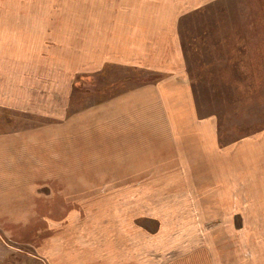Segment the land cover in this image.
<instances>
[{"label":"crops","instance_id":"crops-1","mask_svg":"<svg viewBox=\"0 0 264 264\" xmlns=\"http://www.w3.org/2000/svg\"><path fill=\"white\" fill-rule=\"evenodd\" d=\"M57 15L0 51V108L34 121L0 131L2 217L78 220L32 222L46 264H147L132 219L264 211V128L222 141L192 78L264 75V0H85L78 24ZM108 68L143 74L88 102Z\"/></svg>","mask_w":264,"mask_h":264},{"label":"rangeland","instance_id":"rangeland-1","mask_svg":"<svg viewBox=\"0 0 264 264\" xmlns=\"http://www.w3.org/2000/svg\"><path fill=\"white\" fill-rule=\"evenodd\" d=\"M78 6L84 8L85 0H0V51L4 50V42L8 46L12 38L13 41H18L20 35H23L27 40V33H30L31 28L39 31L42 29V19L48 21L58 17V13L66 14L69 24L70 19L76 20L78 24ZM62 7L65 11L61 10ZM31 24L34 26H30ZM69 46L68 42V49ZM214 61L205 60L207 63ZM261 61L264 62L256 60L259 63ZM142 74L108 68L83 88L87 90L94 87L92 89L99 92L97 96H90L87 101L100 99L124 88L126 84H120L124 77H141ZM194 77L206 82L205 85L197 86L198 88L207 86L206 84H210L212 88L202 91L196 87V94L203 99L205 109L218 115L222 141L264 128V75L243 73L239 76H224L208 73L193 75L192 78ZM68 103L72 108L78 107V89H73ZM10 120L15 122L11 123ZM33 122L27 116H19L0 108V131L3 128L26 127ZM243 214L246 217L242 219H196L192 222L184 219L180 220L181 224L176 229L164 226L161 228L158 220L132 219L131 222L135 221V224L146 227L147 264H264V211ZM3 215L0 212V264H46L33 248L39 245V239L28 238L32 222H39L42 226L46 222L52 226H78V220L33 221L26 218H4ZM63 221L67 224L63 225ZM90 221L80 220L79 227H89ZM167 230L175 232L167 233ZM39 231L42 232L43 227Z\"/></svg>","mask_w":264,"mask_h":264},{"label":"trees","instance_id":"trees-1","mask_svg":"<svg viewBox=\"0 0 264 264\" xmlns=\"http://www.w3.org/2000/svg\"><path fill=\"white\" fill-rule=\"evenodd\" d=\"M125 81H129V79H126ZM85 86H86V85H85ZM85 86H84V87H85Z\"/></svg>","mask_w":264,"mask_h":264}]
</instances>
